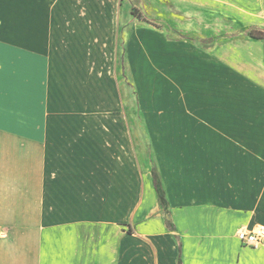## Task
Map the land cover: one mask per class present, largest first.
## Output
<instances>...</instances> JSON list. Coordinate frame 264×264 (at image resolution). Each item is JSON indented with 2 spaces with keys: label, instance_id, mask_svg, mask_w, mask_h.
Returning a JSON list of instances; mask_svg holds the SVG:
<instances>
[{
  "label": "crops",
  "instance_id": "1",
  "mask_svg": "<svg viewBox=\"0 0 264 264\" xmlns=\"http://www.w3.org/2000/svg\"><path fill=\"white\" fill-rule=\"evenodd\" d=\"M140 1L0 0V264H264V67Z\"/></svg>",
  "mask_w": 264,
  "mask_h": 264
},
{
  "label": "rangeland",
  "instance_id": "2",
  "mask_svg": "<svg viewBox=\"0 0 264 264\" xmlns=\"http://www.w3.org/2000/svg\"><path fill=\"white\" fill-rule=\"evenodd\" d=\"M141 3L140 1L139 6L132 9L134 10V15H143L144 19L146 18L154 25L165 27L166 29L169 25L167 19L175 17V24L173 25L177 32L189 22L185 17L184 19H180L181 21H178V18L193 16L194 19L190 21V34L184 37L191 36L204 47H211L219 42L233 44L234 49L239 51L241 63L245 65L249 64L250 66L254 65L256 72L263 74L264 42L254 41L243 35V32L252 26L244 18L233 16L226 9L224 11L217 10V12H212L208 15V10L212 8L191 0H143V6H141ZM155 14H160L162 18L156 17ZM255 16L256 18H263V13L257 12ZM250 24L252 23L250 22ZM233 34H240V36L232 38ZM127 83L130 86L129 81ZM135 103L134 93L131 91L130 105L134 107ZM134 109L136 112V108ZM144 143L147 145L145 137ZM148 158L151 159L149 149Z\"/></svg>",
  "mask_w": 264,
  "mask_h": 264
},
{
  "label": "built area",
  "instance_id": "3",
  "mask_svg": "<svg viewBox=\"0 0 264 264\" xmlns=\"http://www.w3.org/2000/svg\"><path fill=\"white\" fill-rule=\"evenodd\" d=\"M239 240L248 246L264 244V224H257L252 229L240 228L237 231Z\"/></svg>",
  "mask_w": 264,
  "mask_h": 264
},
{
  "label": "trees",
  "instance_id": "4",
  "mask_svg": "<svg viewBox=\"0 0 264 264\" xmlns=\"http://www.w3.org/2000/svg\"><path fill=\"white\" fill-rule=\"evenodd\" d=\"M133 11L134 10H131L132 14H134ZM144 20L149 22V23H152L151 21H149L146 18ZM243 35L247 36L250 39H264V27L253 26V27L247 29L245 32H243ZM121 46H122V41H121ZM122 57L123 56H121V59H122ZM154 179H155V186L157 188V191L159 192V199L162 202L163 192H162L161 184L158 182L156 175H154Z\"/></svg>",
  "mask_w": 264,
  "mask_h": 264
}]
</instances>
